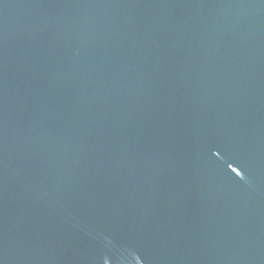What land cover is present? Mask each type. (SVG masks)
I'll use <instances>...</instances> for the list:
<instances>
[{
	"label": "water",
	"instance_id": "obj_1",
	"mask_svg": "<svg viewBox=\"0 0 264 264\" xmlns=\"http://www.w3.org/2000/svg\"><path fill=\"white\" fill-rule=\"evenodd\" d=\"M0 264H264V0H0Z\"/></svg>",
	"mask_w": 264,
	"mask_h": 264
}]
</instances>
